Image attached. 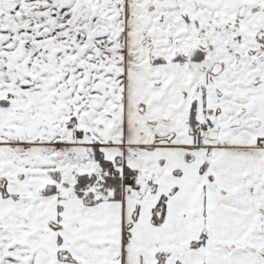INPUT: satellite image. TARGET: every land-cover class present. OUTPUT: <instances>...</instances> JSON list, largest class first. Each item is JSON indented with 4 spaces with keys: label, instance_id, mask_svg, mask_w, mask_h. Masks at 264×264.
Masks as SVG:
<instances>
[{
    "label": "snow or ice",
    "instance_id": "obj_1",
    "mask_svg": "<svg viewBox=\"0 0 264 264\" xmlns=\"http://www.w3.org/2000/svg\"><path fill=\"white\" fill-rule=\"evenodd\" d=\"M0 264H264V0H0Z\"/></svg>",
    "mask_w": 264,
    "mask_h": 264
}]
</instances>
